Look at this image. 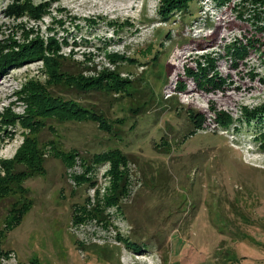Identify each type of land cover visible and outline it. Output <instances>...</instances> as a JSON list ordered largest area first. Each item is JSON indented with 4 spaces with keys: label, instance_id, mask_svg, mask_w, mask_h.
I'll return each mask as SVG.
<instances>
[{
    "label": "rangeland",
    "instance_id": "obj_1",
    "mask_svg": "<svg viewBox=\"0 0 264 264\" xmlns=\"http://www.w3.org/2000/svg\"><path fill=\"white\" fill-rule=\"evenodd\" d=\"M242 2L194 0L164 21L162 0H0L6 55L54 39L74 77L111 74L129 82L130 94L98 107L112 133L91 120L53 116L34 134L7 120L27 115L21 91L29 82L54 89L45 63L3 72L0 264H264V0L245 13ZM23 4L43 7V17L32 8L7 14ZM156 43L158 60L150 52L143 58L140 52ZM235 50L247 55L238 59ZM139 54L142 62L131 61ZM85 96L62 95L94 107V97ZM137 107L142 113L134 115ZM28 136L38 143L43 169L11 167L14 177H28L11 181L6 196L5 163ZM113 150L127 159L119 155L118 172L127 190L118 206L105 209V196L117 194L121 180L114 181L112 161L99 159ZM100 200L103 216L74 220ZM15 203L20 212L29 207L18 222Z\"/></svg>",
    "mask_w": 264,
    "mask_h": 264
},
{
    "label": "trees",
    "instance_id": "obj_2",
    "mask_svg": "<svg viewBox=\"0 0 264 264\" xmlns=\"http://www.w3.org/2000/svg\"><path fill=\"white\" fill-rule=\"evenodd\" d=\"M194 0H162V7L160 9V17L164 21H169L170 18L174 13H181L186 6L193 2ZM259 0H243L244 5V13L248 10L247 5L252 3H256ZM201 0H198V5H200ZM242 5V4H241ZM21 6H15L10 7L8 9L7 14L9 16H17L18 14H22V16L26 13V10L28 8H32L31 13H34V17H43V13L46 9L43 7L35 8L30 7V5L23 4V7ZM186 14V13H185ZM258 18V16H256ZM175 19V18H174ZM159 31V30H158ZM167 31V30H166ZM168 36V34H167ZM169 37V36H168ZM157 39V38H156ZM159 42V40H156ZM2 42L0 41V45ZM16 45V42H13L12 39H10V47H13ZM158 43L153 44L152 48L150 47L147 50H142L140 54L143 58H145L148 53L150 52L151 57L149 59L158 60L159 55L161 54L159 49H157ZM0 46V76L5 72L6 70L10 69L13 65H19L22 62H38V61H44L46 73L49 77V82L47 85L54 87V89L48 90L44 85H39L34 81L29 82L26 86H24L23 90L21 91L22 99L25 100V102L28 103V109L26 111V116L22 117H11L9 118L8 125H16V123L21 122L27 130H29L31 133H38L41 129L44 128V120H48V118L56 116L59 119H77V120H91L94 123H97L99 128L103 130L104 132L112 133V131H109L110 124L107 119V112L106 110H101L100 104L103 103V107L106 104V101H113L114 96L121 95L123 96L124 93L127 95L129 94V91L127 90L129 87V82L127 80L122 79H116L110 75H104L100 79H86L84 77L76 78L72 75V70L76 69L75 66L69 65L68 63L72 62L71 59H68L64 57L62 54H60L61 44H59L56 40H51L50 42H42L41 40L37 45L31 44L28 46H25L24 53H20V56L12 57L17 52H13L10 55H6V50L8 48H4ZM152 50V51H151ZM139 56H133L134 58L131 59V61H139L142 62L141 55ZM247 52H243L242 50H235V55L238 56V59H242L243 55ZM242 55V56H240ZM122 58V57H121ZM123 59V58H122ZM115 61V60H114ZM237 61V60H236ZM144 62V61H143ZM28 63V64H29ZM210 65H213V62H211ZM201 66V64H200ZM212 67V66H211ZM204 70V69H203ZM203 87V86H202ZM75 90L77 93L83 94L88 96L91 94L94 98H91V101L93 102L94 107H87L82 104H77L76 101L72 100H66L62 97V95H67V91ZM184 90V89H183ZM69 93V92H68ZM135 93V92H132ZM85 96V97H86ZM90 96V97H92ZM113 96V97H110ZM143 98H146L143 94ZM121 100V98H115V100ZM173 99V98H172ZM149 105H151L152 101L149 99ZM145 102L144 104L147 106ZM96 107V108H95ZM144 107L141 106L140 109H143ZM145 109V108H144ZM138 111L142 113L141 110L132 109L131 112H133L134 115H138ZM140 113V114H141ZM222 114L219 115L221 117ZM192 118L194 122L197 120L202 121V116H198L193 114ZM230 117H228L227 120H225V123L229 124L231 123ZM117 123H120L117 121ZM39 124L41 126H39ZM6 126V125H5ZM199 127V126H197ZM114 151V150H113ZM121 155L123 158H125L122 152L119 150L114 151L110 153V158L108 156H103L99 160L105 161L110 160L112 161L114 165L113 169V177L114 181L120 178L119 184L116 186V193L114 195H107L106 202H104L103 206H105V209L107 207H113L114 205L118 206L119 203V194H122V191H126V182L125 179H122V175L118 176L119 168H120V162L122 161V158L119 156ZM43 155L40 154L38 143L35 142L31 137H26V140L21 147V149L18 151L16 157L14 160L5 163V171L6 177L8 179H2L1 182H6L7 184L3 188L4 195H8L10 192L9 187L11 186V181L17 184H20L24 179L28 177L27 174L21 173L20 175H15V177L11 174V171L14 170L15 166L17 164H23L26 165V167L29 169V171L32 174L39 173L43 167ZM121 158V159H120ZM126 159V158H125ZM71 160L73 158L71 157ZM85 163V162H84ZM127 159H126V163ZM8 165V166H7ZM70 165V162L69 164ZM12 167V170H11ZM9 175V176H7ZM127 177V176H126ZM18 203H15L12 208L13 212V219L15 222H18L20 219V216L17 214L23 213L25 214L29 207H24V209L20 212L19 209H17ZM104 215L102 211L101 206V200L98 202L97 206H95L92 210H88L87 207H85L84 212L81 215L74 216V220L77 223H85V221H91Z\"/></svg>",
    "mask_w": 264,
    "mask_h": 264
},
{
    "label": "built area",
    "instance_id": "obj_3",
    "mask_svg": "<svg viewBox=\"0 0 264 264\" xmlns=\"http://www.w3.org/2000/svg\"><path fill=\"white\" fill-rule=\"evenodd\" d=\"M206 1H207V0H205V1H203V2L201 1V2H200V5L202 6V3H205V4H206ZM210 1H211V0H208V2H210ZM69 173L71 174L70 176L72 177V173H73L72 170H69Z\"/></svg>",
    "mask_w": 264,
    "mask_h": 264
}]
</instances>
